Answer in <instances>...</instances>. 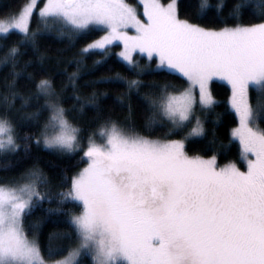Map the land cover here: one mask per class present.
<instances>
[{
    "label": "snow or ice",
    "instance_id": "1",
    "mask_svg": "<svg viewBox=\"0 0 264 264\" xmlns=\"http://www.w3.org/2000/svg\"><path fill=\"white\" fill-rule=\"evenodd\" d=\"M140 3L142 16L125 0H23L0 15V66L8 69L0 92V157L15 155L21 143L27 157L30 143L39 146L42 139L45 148L61 155L82 152L77 165H86L70 178L62 173L55 183L35 164L0 182V264H46L37 239L40 222L28 225L33 233L29 239L25 220L53 200L57 208L46 213H60L67 226L48 237L49 258L67 252L55 264H82L87 256L92 264H264V109L250 104V90L264 95V0L251 12L255 23L243 22L247 0H195L196 19L211 15L225 25L219 28L180 19L178 0ZM94 30L104 34L63 61L64 72L68 64L76 66L67 75L71 107H64L67 84L57 91L51 79L40 78L31 87L45 56L39 45L42 35L75 39ZM13 34L18 39L9 41ZM116 41L123 48L115 56L135 76L155 71H146L151 66L133 55L138 51L149 60L155 57L157 70L179 73L187 86L145 85L120 73L85 81V87L126 84L128 91L115 97L126 115L122 120L104 115L97 92L83 96L77 81L85 59L99 57L91 69L106 63ZM214 77L231 87L226 112L235 114L238 126L230 136L239 141L246 171L234 163L219 166L215 151L207 159L188 154L187 145L195 138L208 137L206 119L218 106L208 89ZM20 80L25 83L18 88ZM133 94L150 114L144 127L166 128L163 138L136 130ZM88 107L95 114L82 123L79 118ZM221 115L215 114L204 151L216 146ZM22 126L36 131L21 136ZM10 167L8 162L4 170Z\"/></svg>",
    "mask_w": 264,
    "mask_h": 264
},
{
    "label": "trees",
    "instance_id": "2",
    "mask_svg": "<svg viewBox=\"0 0 264 264\" xmlns=\"http://www.w3.org/2000/svg\"><path fill=\"white\" fill-rule=\"evenodd\" d=\"M135 1V0H130ZM169 0H164L168 2ZM23 0H0V15L14 9L18 3H22ZM195 0H178V15L180 19H188L192 23H197L202 27L208 28H219L225 26L224 24L217 23L213 16H209L206 19H196L193 15V10L191 5ZM249 8L246 11L243 22L244 23H255L258 22L252 15L251 12L253 8H260V0H247ZM210 3L215 4L216 0H210ZM232 22H229L228 26H231ZM32 27H36V19L32 20ZM101 34V31H92L86 37L82 36L79 38L71 39L68 36H59L56 33L44 34L40 37L39 45L41 52L45 53L44 60L42 62V69L37 70L36 80L32 82L31 87L34 88V84L40 78H49L53 82V86L59 91L62 84L68 85V90L64 93L68 97L64 101V107L69 108L73 104L71 99V84L67 81V75L76 71L75 64H68L67 71L64 72L65 64L63 61L71 59L73 54L77 52L81 47L86 43L97 38ZM18 39V36L13 34L8 37L9 41ZM119 45L114 44L111 48L113 53L112 58L107 60L106 63L97 66L95 69H91L93 60L98 59L97 56H88L84 63L86 68L81 71L78 76V84L81 86V94L83 96L89 95L92 91H96L98 96H100V105L104 115L111 114L113 117L118 119H123L126 115L127 109L121 110L115 105V97L119 93L127 92V86L125 83H114V84H98L95 87L87 86L85 87V81L94 80L102 75L114 76L116 73H120L125 76L127 79H139L143 84L147 85L149 82L156 81L159 83H171L177 87L182 86L186 83V80L180 76V74H169L166 69H156L155 64L156 60L153 57L152 60H149L147 57L142 55H135L136 58L140 61L142 65H150L151 67L146 71H152L153 74H144L141 76H135L133 73L129 72L126 67L123 66L122 62L118 60L115 56V53ZM29 57H25L28 59ZM59 59L61 63L57 65L56 60ZM37 65H40V61H36ZM32 68H29V71H32ZM8 71L7 68L0 66V92L3 91V76ZM25 83L24 80H20L18 83V88L23 86ZM210 92L212 93L215 100L218 102V106L215 108L214 112H210L206 119V128L208 129V137L206 139L195 138L194 142L187 145V151L189 155H201V156H211L215 151L217 155V163L223 164L226 162H240L239 161V145L237 141L233 140L230 137V130L233 126L236 125L237 119L233 112H226L228 107V98L230 97V88L229 86L219 80L210 81ZM142 93L147 91L146 88H141ZM106 95H102L105 94ZM264 101V95H258L255 90H250V104L254 109H263L259 107V102ZM132 106H133V120L135 122L136 130L144 136L149 138H163V133L166 131V128H157L155 131H151L144 127L145 118L150 115L146 110V106L143 104L139 98L133 94L132 95ZM16 106L19 107L20 101L17 100ZM78 106V105H77ZM33 109H27V111H32ZM220 113L221 119L216 124V146L214 149L204 151L203 149L208 144V140L211 139L212 129H213V120L215 114ZM93 109L90 107L86 108L85 115L81 119L82 123L86 122L94 115ZM261 127H264V123H261ZM95 127V125H93ZM85 128L87 130L88 126L85 123ZM36 129L29 126H22L20 129V135L23 136L25 133L35 132ZM179 138V137H172ZM231 141V142H230ZM30 151L27 157L23 151V143H21L20 150L15 155H10L7 157H0V182L5 180H11L19 176V174L33 166L34 164L38 166L42 172L53 179V183L59 179L62 173L70 178L71 175L76 172L80 166L84 163L77 165V161L82 156V153L76 155H61L57 153L54 149H47L43 147L40 143L37 146L34 142L29 145ZM10 162L11 167L5 171L4 165ZM242 167L241 163H238ZM59 191V189H54ZM78 204V202H77ZM57 203L55 200L52 202L45 201L40 206L33 209L31 215L25 220L26 234L30 237H33L32 230L28 228V225L40 222V228L38 232V242L41 248L42 256L45 260H54L62 257L67 252L65 251L62 255H57L49 258L47 256V246H48V237L50 233L57 232L62 233L67 230V226L63 221L66 219L60 213L52 212L46 213V209H55L57 208ZM66 207H72V205H67ZM75 211L78 213L80 208L77 206ZM53 243H63L67 245V241L55 240ZM75 246V242H73ZM82 264H92L91 257L87 256L83 258Z\"/></svg>",
    "mask_w": 264,
    "mask_h": 264
},
{
    "label": "rangeland",
    "instance_id": "3",
    "mask_svg": "<svg viewBox=\"0 0 264 264\" xmlns=\"http://www.w3.org/2000/svg\"><path fill=\"white\" fill-rule=\"evenodd\" d=\"M125 2L126 3H128V4H130V5H132V6H134V7H136L137 8V10L139 11V13L141 14V16H142V14H143V6H142V4L140 3V0H135V1H130V0H125ZM169 2V1H168ZM167 3V2H166ZM41 6H42V3H41ZM37 12H38V9H37ZM104 34V32H102L101 31V34L97 37V38H95V39H98L100 36H102ZM129 34L130 35H134L135 34V32L134 31H130L129 32ZM95 39H93V40H95ZM91 42V41H90ZM90 42H88V43H90ZM114 44H117V45H119V48L117 49V51H116V53L117 52H119L120 50H122V48H123V45L119 42V41H116V42H114L113 43V45ZM142 55V56H145V57H147V54L146 53H139L138 51L137 52H135L133 55L135 56V55ZM148 58V57H147ZM155 58V57H154ZM149 59V58H148ZM155 60H156V64H155V67H156V65H157V63H158V60L155 58ZM179 74V73H178ZM212 80H219V81H222V82H224V83H226L228 86H229V88H230V95H231V87H230V85L227 83V81H225V80H222V79H220V78H213ZM211 81V80H210ZM210 81H209V83H208V89H209V91H210V88H209V85H210ZM184 86H187V82L185 83V84H183L182 86H180V87H178V88H181V90H182V87H184ZM196 95H197V99L199 98V88L197 87V89H196ZM259 107L260 108H263L264 109V101H260L259 102ZM238 126V120H237V123H236V125L235 126H233L232 128H234V127H237ZM231 137V136H230ZM232 138V137H231ZM151 139H157V138H151ZM233 140H235V141H237V143H238V145H239V141L238 140H236V139H234V138H232ZM41 145L44 147V144H43V140L41 139ZM82 153V152H81ZM212 156V155H211ZM211 156H203L205 159H207V158H209V157H211ZM239 161L240 162H238V163H241L242 164V167L241 166H239V164L237 163V162H234V161H232V162H226V163H223V164H218L219 166H221V167H223V166H225L226 164H228V163H234L241 171H246L247 170V161L244 159V157H243V155L241 154V149H240V145H239ZM86 165L85 164H83L82 166H80V168L79 169H82L83 167H85ZM79 169L77 170V171H79ZM29 237V239H32L33 237H30V236H28ZM65 255H67V253L65 254ZM64 256V255H63ZM63 256L62 257H60V258H58V259H54V260H46V264H55V262L56 261H58V260H60V259H62L63 258Z\"/></svg>",
    "mask_w": 264,
    "mask_h": 264
}]
</instances>
